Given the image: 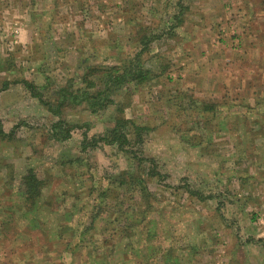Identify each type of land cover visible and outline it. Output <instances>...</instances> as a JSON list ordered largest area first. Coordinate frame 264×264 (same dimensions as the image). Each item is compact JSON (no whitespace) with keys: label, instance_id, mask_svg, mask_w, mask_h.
Wrapping results in <instances>:
<instances>
[{"label":"rangeland","instance_id":"374dc122","mask_svg":"<svg viewBox=\"0 0 264 264\" xmlns=\"http://www.w3.org/2000/svg\"><path fill=\"white\" fill-rule=\"evenodd\" d=\"M177 2L0 0V122L7 133L19 125L13 142L0 138V264H25L33 250L34 264H93L96 258L99 264H142L138 250L146 235L140 232L148 227L156 229L159 246L185 262L264 264V0H183L186 22L170 39L163 31L179 13ZM143 28L162 38L144 55V67L163 75L129 87L128 99L120 94L103 112L67 110L65 120L77 127L72 138L49 141L47 130L57 119L21 81L47 86L46 96L82 87L89 69L105 70L137 53ZM127 100L131 107L120 118L149 127L139 156L157 162L163 179L149 187L165 209L162 218L149 216L154 224L131 223L133 231L124 233L117 227L119 209L110 208L114 216L105 214L89 231L88 212L110 187L108 176L116 178L128 165L116 147L84 152V134L98 138L113 129L117 109ZM220 100L228 111L203 129L194 104ZM230 112L249 115L236 121L227 118ZM8 165L16 181L29 169L37 172L46 183L42 202H51V211L42 204L31 220L29 207L16 224L8 223L14 222L9 209L22 203L4 181ZM130 170L145 176L136 163ZM125 203V209L132 205ZM39 223L52 241L36 240L40 247L34 241L30 253L21 246L28 240L22 231ZM5 225L15 242L2 236ZM108 228L118 231L116 240L105 235ZM67 241L75 243L65 252Z\"/></svg>","mask_w":264,"mask_h":264},{"label":"trees","instance_id":"16d2710c","mask_svg":"<svg viewBox=\"0 0 264 264\" xmlns=\"http://www.w3.org/2000/svg\"><path fill=\"white\" fill-rule=\"evenodd\" d=\"M182 1L183 0H178L177 5L179 7V13H174V15L170 16L166 22L167 27L163 31V33H166L170 39L175 37V31L177 28L184 26L186 22L184 12L188 11L189 8L182 5ZM149 30V28H143L137 33L139 46L141 48L137 51V53L129 56V58L125 62L123 61L122 64L120 63L110 67L107 66L105 70L89 69L83 76L82 84H84V86L82 87L74 88V86H67L58 89L51 96H46L44 91L48 89L47 86L40 88L33 82L26 80L21 81L31 97L37 99L46 111L57 119L51 123L49 130H47L49 141L52 140L56 143H64L72 138V135L77 127L65 120V112L67 110H73L76 107L85 106L86 109L91 110L94 114L103 112L106 109L105 107H109L114 104V98L120 94L126 93V99H128V97L132 95V93L128 91L129 87H137L143 84H148L163 75L162 73L158 76L153 69L147 67L145 68L143 64L144 55L151 52V46L162 39L161 36L149 34ZM6 70L9 71L8 68H6ZM166 70L167 67H164L163 72ZM96 74H99V76L95 77ZM122 103L123 105L117 109L118 117L115 119L116 122L113 129L98 138L88 139L87 133L84 134V143L82 144L84 152L96 151L101 147V145L116 147L118 151L123 154L126 165H128V168L121 173L119 172L116 178V175L108 176L107 180L110 182V187H107L105 190L99 192L96 202L93 206H91L90 211L88 212L91 216L88 226L89 231L94 229L96 220H100L105 214H107V218L114 216L113 213L111 214L110 208H113V211H117V209H119L121 214H117H120L121 218H118L117 220L119 221L117 227L121 228L124 233H129L130 230L133 231V225H131V223L146 224V222L150 220V222L154 224V220H151L149 216L153 215V217L162 218L161 211L162 209H165V204L156 198L149 187L151 180L161 182L163 179L161 172L158 171L157 162L152 159L148 160L144 156L143 158L139 156L142 152V146L144 144V135H148L149 127L139 126L133 120L120 118L124 112L131 107V102L129 100ZM226 105L227 104L223 100L217 102H196L193 106V109L196 107L193 112L197 117V123L200 124L203 129L206 128L204 125H208L210 128L213 127L218 120H221L224 117L225 112L228 111ZM187 111H189V109H187ZM248 115L249 113L241 114L239 112H230L227 118H233L236 121H239L241 120L240 117L243 116V118H246ZM221 124H223L222 121H220V125ZM18 129L19 125H17L11 133H7L3 131V126L0 122V138L3 142H13L16 138V132ZM140 148L141 152L139 150ZM133 163L137 164L140 171L143 169L142 173L144 172L145 176H139L130 170ZM144 168H146L147 171L146 169L144 170ZM3 178L7 183V188L15 191L19 196L20 201L22 200V203H19L18 207L12 206V208L8 211L10 218L14 220L12 223H10L11 220L8 222L10 225H13V223L16 224L17 218L20 214H26L29 207L30 209L28 211V215L32 216L31 220L34 219V212L39 210V207L42 206V204H47L46 207H49L51 211L53 207L52 203L47 201L42 202L44 199H47L43 193L46 183L44 180L39 178L34 169H29L28 173L24 177L16 181L14 178V166L8 165ZM14 182H17V187L14 186ZM187 191L188 194L192 195V197H197L200 194L189 189H187ZM106 199L107 202H104ZM127 199L132 202V205H128V208L125 209V201ZM111 200L112 203L110 204ZM28 221L29 217L27 216L23 226L27 224ZM110 225L114 224L111 223ZM9 227L10 226L5 225L4 230L2 231V236L6 240L13 243L16 241L17 237H12V234H10L11 228ZM106 227H109V223ZM67 229L73 231V236H75V231L71 227H68ZM112 230L109 228L108 230L105 229V235H108V237L112 240H116L119 233L115 230L111 234ZM155 231L156 229L148 227L140 232L141 234L145 233L146 235L144 236V239L140 240L143 243L139 244V246L142 247L138 250L144 258L142 264H192L191 261L185 262V259L182 258L183 256L176 254V251L173 249H163L159 246V244L155 242V238L158 237L157 232ZM22 232V235L28 237V240L22 243L21 246H29V250L30 248L33 249V243L38 239L43 241L45 240L47 242L52 241V235L49 229L40 223L35 229H31L28 225L27 229ZM80 236L81 237L78 241H83L81 239L83 238L84 233ZM149 236H151L152 239H150ZM103 242L104 245L107 240H103ZM35 243L38 247H40L43 242L36 241ZM74 243V241H67V247L64 251L68 252L69 248ZM64 244H66V242ZM35 253L36 251L33 250L31 255H29L28 262L25 264L35 263L33 262ZM70 253H75V251ZM22 259L23 261H26V259ZM99 263L100 260L96 258L93 264Z\"/></svg>","mask_w":264,"mask_h":264}]
</instances>
